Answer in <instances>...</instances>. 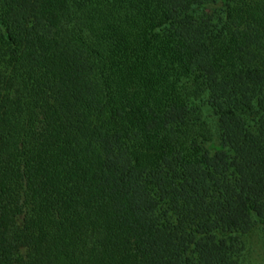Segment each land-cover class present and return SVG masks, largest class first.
Returning <instances> with one entry per match:
<instances>
[{
    "label": "trees",
    "instance_id": "obj_1",
    "mask_svg": "<svg viewBox=\"0 0 264 264\" xmlns=\"http://www.w3.org/2000/svg\"><path fill=\"white\" fill-rule=\"evenodd\" d=\"M264 231V0H0V264H240Z\"/></svg>",
    "mask_w": 264,
    "mask_h": 264
},
{
    "label": "rangeland",
    "instance_id": "obj_2",
    "mask_svg": "<svg viewBox=\"0 0 264 264\" xmlns=\"http://www.w3.org/2000/svg\"><path fill=\"white\" fill-rule=\"evenodd\" d=\"M247 255L240 264H264V231L254 230L245 238Z\"/></svg>",
    "mask_w": 264,
    "mask_h": 264
}]
</instances>
